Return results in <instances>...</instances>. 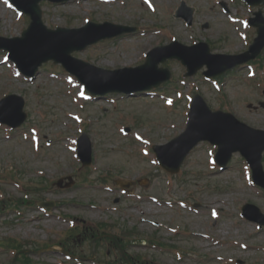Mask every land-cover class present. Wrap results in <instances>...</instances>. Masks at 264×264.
Wrapping results in <instances>:
<instances>
[{"label": "rangeland", "instance_id": "obj_1", "mask_svg": "<svg viewBox=\"0 0 264 264\" xmlns=\"http://www.w3.org/2000/svg\"><path fill=\"white\" fill-rule=\"evenodd\" d=\"M180 1L152 0L156 6L154 12L141 0H122V3L120 0L111 3L80 0L60 4L46 1L41 3L44 11L42 19L49 28H54L56 24L78 27L84 23L87 16L99 22L109 20L140 26V32L98 42L72 53L75 57L107 69L136 66L151 46L159 42L168 43L171 36L155 34L151 29L154 26H168L171 35L184 44L189 45L196 40L211 41V51L214 53H237L246 49L239 35L241 24L229 21L220 7L209 10V0H185L196 8L193 24L187 27L181 20L172 16ZM232 1L241 3L239 0ZM214 4L212 2V6ZM229 6L233 14L235 12L241 17L252 16L244 5ZM206 22L208 27L203 28ZM20 26L21 21L18 24L14 13L0 2V35L11 37V33L19 34ZM246 30L255 36L253 27L250 26ZM44 54L47 52L42 55ZM113 62L115 65H109ZM127 62L130 63L126 65ZM161 65L170 69L171 76L175 74L170 80V84L175 85L172 87L175 95L169 98L168 102L146 98L120 100V96L114 95L93 99L85 103V108L81 110L67 91L68 83L59 64L50 61L43 63L36 76L29 81L20 76L14 77L13 69L0 63V98L5 93L22 95L27 113L26 125L20 130L9 132L8 129L0 127V191L3 194L2 199H5L0 204H5V207H0V242L12 237L31 240L33 246L55 244L62 241L69 230V223L57 216H77L76 232L95 222L107 223L110 233L117 236L130 229L134 230L130 236H124V242L129 254L139 256L136 259L137 264H225L216 258L217 255L235 257L241 261L240 264H264V228L255 232L253 223L240 219L238 215V207L244 202L258 205L264 212V192H257L245 184L241 171L247 174V179H250V173L240 161H233L223 171H208L205 143L200 144L189 155L182 165V173L171 177L163 171L162 174L155 170L156 168L153 169L150 161L145 160L153 155L154 144H162L169 140L171 135L184 129L183 118L186 117L188 109V97L181 92L178 85L183 82L178 74H183L185 67L176 60H167ZM246 72L235 70L234 73L222 74L225 76L220 91L215 90L210 82L197 79L201 86L199 92L212 108L221 107L227 101L226 105H230L231 110L236 112L241 120L253 127L264 129V110L247 108L248 102L264 100V97L260 96L255 82L248 81ZM258 72L264 75V71ZM139 74V77H145L149 73ZM154 77L155 75H151L144 82L151 81ZM131 81V85L140 84V81ZM187 88L185 85V91ZM77 89L78 86L75 85L74 93ZM147 94L150 95L151 92ZM152 94L158 97L169 95L165 85ZM111 99L121 102L114 103L115 107H112ZM2 112L8 114L7 111ZM77 113L84 115L90 122L86 121V125L78 124L72 117ZM121 122L122 132L126 128L136 130L167 126L164 131L156 130V134L145 130L146 135L158 137L151 138L148 145L142 147L133 141L131 131L128 136L120 135L117 124ZM169 124H172V127H169ZM80 125L85 126L92 140L93 166L90 167L82 166L74 153L68 149L71 144L69 139L76 135ZM29 126L39 129L41 136L44 135L46 141H51V144L47 146L44 138L40 137L41 149L35 150L24 134ZM140 138L134 137L137 141ZM68 174L73 175L76 180L72 187L63 189L53 184L59 177ZM101 177L114 187L113 191L104 188V184L99 180ZM118 180L129 181L127 193L122 194L121 190H118L119 187L125 188ZM167 180H171V187ZM27 187L29 190L25 191ZM35 187L39 190L31 189ZM133 192H138L140 198L131 196ZM149 194L156 195L159 202L151 201ZM24 196L29 197L28 203L14 205L17 199ZM115 196L121 197L119 207L117 202H114ZM44 199L58 201L54 208H51L50 215L40 212L35 206L36 200ZM164 199H172L171 205L165 204ZM175 199H184L189 205L199 202L201 206L193 209L181 208L174 203ZM219 201L222 202L218 205L220 214L214 220L209 210L214 202ZM149 204H153L154 209L143 215L148 219L160 221L162 225L159 227L140 220L139 210H146ZM10 205L20 208L21 214ZM115 205L117 208L113 207ZM166 226L178 230L173 234ZM193 232L209 233L223 243L219 241L212 244ZM142 239L147 242L143 243ZM231 240L246 242L249 248L242 249ZM148 241L175 245L183 252L184 257L178 260L168 246L160 248ZM67 243H70V240H67ZM81 247L84 252L89 250L86 244ZM105 250L106 247H103L99 258L105 257ZM10 256L7 249L0 247V264H10ZM62 258L57 250L34 255L31 260L34 264H59ZM111 258L115 256L112 255Z\"/></svg>", "mask_w": 264, "mask_h": 264}, {"label": "water", "instance_id": "obj_2", "mask_svg": "<svg viewBox=\"0 0 264 264\" xmlns=\"http://www.w3.org/2000/svg\"><path fill=\"white\" fill-rule=\"evenodd\" d=\"M13 1H15L16 4L19 3L17 0H13ZM36 1L37 0H34V4ZM32 8L33 6L27 10L32 11ZM97 38L98 37L90 41H94ZM24 54L27 57H32L35 55V49L33 47H28L25 49ZM205 54H207V52H205ZM16 61L22 69L25 68L24 61L21 58L19 57L16 58ZM151 62H153V64H156L157 60L156 61L151 60ZM184 62L188 64V66L191 68V71H195L197 68L201 67L203 64L209 63L207 59L201 60L195 66L191 65L192 63L190 62L189 59H184ZM39 63H40L39 60L35 62L31 67V71L36 69ZM235 63L236 62H228L219 71H213L212 69H210L208 71V74L213 75L215 73H219L223 71L225 68L234 65ZM166 77L167 76H164L159 81L166 79ZM80 78L83 81H85L88 84V86L91 88V85L86 78L82 76ZM134 89H137V88H134ZM125 90H128V88H126ZM199 104L200 103L197 102V100H195L194 109L191 112V120H190L189 128L180 137V138H183L184 141L177 149V154L175 157V164L178 166L180 162L182 161V159L184 158V156L186 155V153L189 151V149L193 147L201 139H208V140H211L219 144L220 146V152L218 154L219 160L221 158L223 149L227 151L228 155H230L233 151L241 150L245 155H247V157H249L252 163L256 162L257 164H259L260 154L264 150V139L259 140V141H253L251 138L252 136L249 137L248 135L244 134L242 131L239 132L235 126H233L229 121H227V119L223 118L222 115H218V113L213 114L211 116L208 115V117L203 116L202 118H200V116H198L199 107L197 106ZM251 150L255 154L254 159L251 158L252 157V155L250 154ZM159 155L164 165L168 168L169 166H168V163L165 161V156L160 151H159Z\"/></svg>", "mask_w": 264, "mask_h": 264}, {"label": "bare ground", "instance_id": "obj_3", "mask_svg": "<svg viewBox=\"0 0 264 264\" xmlns=\"http://www.w3.org/2000/svg\"><path fill=\"white\" fill-rule=\"evenodd\" d=\"M152 209H154V206L153 205H149L147 211H151Z\"/></svg>", "mask_w": 264, "mask_h": 264}]
</instances>
